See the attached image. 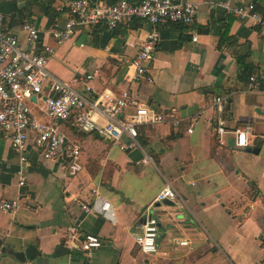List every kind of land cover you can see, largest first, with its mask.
<instances>
[{"label": "crops", "instance_id": "crops-1", "mask_svg": "<svg viewBox=\"0 0 264 264\" xmlns=\"http://www.w3.org/2000/svg\"><path fill=\"white\" fill-rule=\"evenodd\" d=\"M185 1L198 5L194 21L160 23L151 80L133 81L131 60L150 29L146 21L134 19L113 30L104 24L79 28L57 45L50 29L67 17L55 9L60 0H0L16 16L10 30L21 41L18 28L30 22L42 44L52 47L47 67L56 77L81 90L89 85L94 96L127 91L167 115L162 123L139 125L134 147L126 146V136L113 143L62 123L68 140L81 147L82 168L74 175L68 159H43L33 136L22 164L0 129V203L18 201L13 212L0 210V239L13 250L35 247L31 260L0 254V264H8L5 259L16 264H264V28L228 12L220 0ZM228 2L253 3L264 23V0ZM224 32L230 41L220 49ZM245 53L250 75L258 80L253 89L247 88L248 79H236L234 54ZM217 96L225 102L224 143L216 133ZM172 108L181 120L177 127L171 124ZM133 110L129 105L125 114ZM193 115L198 120L188 133ZM94 117L105 122L97 112ZM235 129L245 132V146L230 144ZM166 185L178 197L154 205L157 250L145 253L135 240L139 222ZM93 189L111 203L113 223L81 208L92 201ZM72 225L77 236L97 235L102 245L85 254L77 240L67 239Z\"/></svg>", "mask_w": 264, "mask_h": 264}, {"label": "built area", "instance_id": "built-area-1", "mask_svg": "<svg viewBox=\"0 0 264 264\" xmlns=\"http://www.w3.org/2000/svg\"><path fill=\"white\" fill-rule=\"evenodd\" d=\"M218 3L238 18H248L264 28L253 3L234 6L228 0ZM55 9L67 14L63 23H55L50 29L57 45L70 40L79 28L88 29L104 24L107 29L113 30L134 19L146 21L150 29L131 60L133 81L151 80L149 71L159 41L158 25L162 22L190 25L198 13V5L185 0H60ZM18 29L24 35L23 41L18 38L16 31L5 29L0 14V129L7 135L11 148L18 154L22 164L26 165L28 141L33 136L43 159L66 158L69 160L70 174L81 170V147L68 140L62 130V123L70 118L82 132L95 133L113 143H119L126 136L128 147L138 146L139 125H156L166 120L165 113L139 102L127 91L118 95L106 92L94 96L89 85L81 90L59 79L47 67L52 47L42 44L38 28L30 22H24ZM193 40H197V37L193 36ZM92 77L86 76L87 79ZM257 84L256 75L251 74L247 88L253 89ZM129 105L134 110L127 115L125 109ZM214 108L217 113L216 133L219 142L224 143L222 136L228 130L224 118L225 102L221 96L214 99ZM96 112L103 115L104 123L94 117ZM170 112L171 124L179 126L181 120L174 115L175 109L172 108ZM197 120L198 115L189 118L188 133L192 132ZM231 132L234 134V145L242 147L247 144L244 131L235 129ZM120 147L124 148L123 145ZM23 180H20V184H23ZM92 191V201L81 203V208L113 223L111 203L98 190ZM177 197V192L166 185L146 206L139 222V232L135 236L142 252L151 254L157 250L158 222L153 214L154 205L165 198L175 200ZM17 206V200L4 201L0 203V210L13 212ZM77 234V227L72 225L67 231V239L77 240L85 254H91L102 245V239L97 235Z\"/></svg>", "mask_w": 264, "mask_h": 264}, {"label": "trees", "instance_id": "trees-1", "mask_svg": "<svg viewBox=\"0 0 264 264\" xmlns=\"http://www.w3.org/2000/svg\"><path fill=\"white\" fill-rule=\"evenodd\" d=\"M0 14L2 16L3 23H4L6 30H10V28L16 26V18H15L16 16L14 14H12L11 10L5 9L4 7H2L0 5ZM10 14H12V15H10ZM228 41H230V36L225 35V32H224L222 34V37H221L219 45H218L219 48L222 49L223 46L226 45V43ZM234 56H235V59H236L237 65H238L236 79H238V80L248 79V77L252 71V68L247 61V54L246 53L245 54H234ZM68 122H70V125L72 124V126L77 128V126L74 125L72 118H70L68 120Z\"/></svg>", "mask_w": 264, "mask_h": 264}, {"label": "water", "instance_id": "water-1", "mask_svg": "<svg viewBox=\"0 0 264 264\" xmlns=\"http://www.w3.org/2000/svg\"><path fill=\"white\" fill-rule=\"evenodd\" d=\"M31 100L34 101L35 98L31 97ZM230 144L233 146L234 144V138L230 140ZM252 151H257L256 148H253ZM164 204H170L172 203L169 199L165 198L161 201ZM34 250L35 247L33 245H27L24 250H13L10 248H7L6 246L2 245V241L0 239V254H3L5 256H9L10 258L19 261V262H25L26 260H31L34 257Z\"/></svg>", "mask_w": 264, "mask_h": 264}, {"label": "rangeland", "instance_id": "rangeland-1", "mask_svg": "<svg viewBox=\"0 0 264 264\" xmlns=\"http://www.w3.org/2000/svg\"><path fill=\"white\" fill-rule=\"evenodd\" d=\"M7 262H8V264H16V262H10V260H8V259H5Z\"/></svg>", "mask_w": 264, "mask_h": 264}]
</instances>
